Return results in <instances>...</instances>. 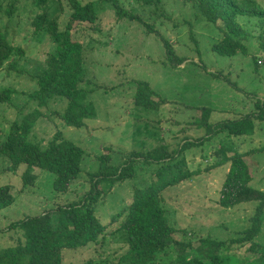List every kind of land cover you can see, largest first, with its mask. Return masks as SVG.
Instances as JSON below:
<instances>
[{
    "label": "rangeland",
    "instance_id": "374dc122",
    "mask_svg": "<svg viewBox=\"0 0 264 264\" xmlns=\"http://www.w3.org/2000/svg\"><path fill=\"white\" fill-rule=\"evenodd\" d=\"M60 1L18 0L12 16H8L5 12L11 2L0 0V34L23 52V56L14 54L0 67V94L9 96L7 103H0V142L12 124H20L25 115L36 110V101H29V94L36 89L35 77L47 70L45 60L54 53L55 44L44 26L34 32L33 21L47 12L50 18H57L62 31L68 10ZM84 1H91L97 21L76 25L71 39L83 47L81 88L93 106L94 117L81 129L67 127L56 116L67 102L51 99L46 107L38 108L41 117L27 137L32 144L47 143L57 135L72 142L84 152L82 173L68 192L58 194L52 187L54 175L33 169L35 182L23 188L24 167L7 170L10 163L0 156V184L9 186L14 196V203L0 211V231L25 217L80 201L90 189L89 175L97 171L101 155H109L112 166H121L134 152L148 153L164 146L174 156L183 146L185 152L177 154L172 162L147 165L136 159L132 179L112 186L102 183L103 195L94 215L106 225L130 202L134 189L148 188L155 191L165 220L176 230L174 237L182 245L196 248L199 240L220 242V254L227 256L229 264H241L251 243L264 246V205L248 202L229 209L220 205L229 164L212 168L214 152L228 144L243 155L252 177L250 186L264 192V122L251 121L252 135L228 137L218 132L208 136L214 133L212 125L251 118L257 102L264 108V49L260 48L264 22L238 19L240 39L248 54L226 57L211 49L222 32L182 0H117L125 15L120 19L112 4ZM256 1L264 7V0ZM138 83L148 85L154 94L150 101L159 103L157 108L134 106ZM204 110H209L207 117ZM176 163L189 174L172 182L180 171L165 170ZM252 219L260 220L257 235L228 251L231 241L250 229ZM120 224L106 226L102 245L95 246L99 253L96 258L102 264H130L120 260L127 252V235ZM11 236L14 238L13 233L0 236V247ZM67 252L66 264H79L94 256L84 249ZM167 252L154 264H176L174 248Z\"/></svg>",
    "mask_w": 264,
    "mask_h": 264
},
{
    "label": "trees",
    "instance_id": "16d2710c",
    "mask_svg": "<svg viewBox=\"0 0 264 264\" xmlns=\"http://www.w3.org/2000/svg\"><path fill=\"white\" fill-rule=\"evenodd\" d=\"M9 1L11 5L5 13L12 16L14 12L12 10L18 0ZM49 1L53 4L52 2L57 0ZM101 1L112 4L119 19L125 18L117 0ZM182 1L189 4L198 16L204 17L207 22L214 24L222 32L221 39L211 46L212 51L226 57L235 56L237 53L248 54L247 48L240 39L242 31L238 19L256 18L264 22V7H261L258 1ZM83 2L81 0L60 1L61 7L64 8L66 5L68 10V19L62 31L58 29L57 18H50L47 12L37 16L33 21L34 32L38 33L43 26L47 28L55 44V50L46 58L47 70L35 77L36 89L29 94V101H36V110L25 115L20 124H12L0 142V156L5 157L10 163L7 170L24 167L21 176L23 188H29L35 182L36 176L32 172L33 169L54 175L52 187L54 193L58 194L68 192L71 183L82 173L84 152L72 142L57 135L54 140L47 143L32 144L27 137L37 119L41 117L38 108L46 107L51 99L56 98L67 102L64 111L56 114L67 127L81 129L86 120L94 117L93 106L87 101L86 93L81 88L83 47L81 43L71 39V31L76 25H92L97 21V12L91 1L83 0ZM150 2L147 3L150 4ZM129 19L134 20V17L130 16ZM260 48L264 49V36ZM14 54L23 56L19 47L11 45L6 36L0 34V67ZM151 95L154 94L146 83H138L134 95V106L157 108L159 103L150 101ZM8 100V94H0V103H7ZM208 112L209 110L202 111L206 117ZM250 117L212 125L214 133L208 138L218 132L227 133L228 137L252 135L254 124L251 121L264 122V108L260 102L255 104ZM184 146L193 147L194 145L185 144ZM229 146L223 144L214 152L216 162L212 168L229 164L220 192V205L229 209L241 203L259 202V206L263 207L264 192L250 186L252 177L243 155L236 153ZM184 149L181 146L174 156L164 146L148 153L134 152L121 166H112L109 155L99 156L97 171L89 175L90 189L80 201L71 202L63 208L59 207L34 217H25L0 231L1 237L14 234V238L11 236L8 240L5 239V245L0 247V264H66L64 253L78 249L94 253V256L79 264H102V260L96 258L99 253L97 254L95 246L102 245L106 226L118 222L121 223L127 235V252L120 259L122 262L154 264L168 254L167 249L173 247L177 253L174 260L176 264H229L227 256L220 254L223 243L199 240L196 248H193L192 244L182 245L180 240L174 237L176 230L166 222L164 210L159 206L154 190L134 189L130 202L112 216L106 225L101 224L94 215V208L103 195V191L100 190L102 183L112 186L132 179L136 159L142 160L147 165H162L172 162L177 154L185 152ZM174 170L180 173L172 178L174 179L172 182L184 178V173L189 174L182 169L181 163L166 168L165 172ZM13 203L14 196L10 187L0 184V211ZM259 222L260 220L252 219L250 229L246 230L239 239L231 241L232 245L228 251H231L233 246L240 247L251 242L258 233ZM196 253L200 254L199 257L195 255ZM187 255L191 258H184ZM241 264H264V246L251 243Z\"/></svg>",
    "mask_w": 264,
    "mask_h": 264
}]
</instances>
